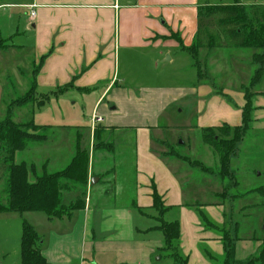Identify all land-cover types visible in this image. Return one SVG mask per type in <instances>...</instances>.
Returning a JSON list of instances; mask_svg holds the SVG:
<instances>
[{
	"label": "rangeland",
	"instance_id": "obj_1",
	"mask_svg": "<svg viewBox=\"0 0 264 264\" xmlns=\"http://www.w3.org/2000/svg\"><path fill=\"white\" fill-rule=\"evenodd\" d=\"M212 2L215 5H220L221 2L233 5L236 1ZM239 2L248 8V11L264 7V0ZM240 5L237 7L241 8ZM199 23L202 33H206L205 29H208L215 41L212 47L207 48V34H203L205 47L198 51L197 60L193 59V53L182 47L180 50L169 49L168 52L164 48L137 49L133 53L121 51L119 87L125 91L129 102L131 95L139 102L134 101L137 107L131 108L125 101H119L114 96V91L105 94L101 101L104 98L105 100L103 104L100 103L101 109L99 111L97 108V113L106 120L104 128H108L102 137L104 143L111 144L112 147H103L95 142L94 133L95 129L103 125L93 126L91 118L105 87L102 86L88 95L69 91L56 96L57 91L35 90L36 77L42 61H36L34 57L31 43L33 32L32 27H29L27 11H12L7 8L0 11V127L12 124L21 133L28 134L27 139L24 137L22 140L25 142L24 149L15 153L14 160L11 157L14 151L12 143H0V205L7 203L8 177L14 171V166L22 164L28 169L29 181L33 183L38 175L45 172L59 173L67 169L76 157L84 160L82 155L77 154L80 150V153L89 156L88 173L103 174L100 179L98 174H89L86 188L64 192L65 202L68 205L79 204L83 197L82 192L94 188V197H104L106 192L110 195L117 193L119 196L115 203L103 200L101 203L104 206H132L136 199L135 186L139 164L135 151L136 130L140 126L158 125L156 130H151V138H155L152 147L161 156H167L168 153V156L175 159L170 163L172 169L183 171L182 173H190L191 170V179L196 186H200L202 180L211 183L216 179L214 175L225 179L222 186L226 189L224 195L225 198L228 197L227 200L221 198L218 201L212 196L211 199L208 198L205 189L212 188L211 190L221 193L223 188L216 182L212 187H200L199 201L203 202V208L223 201L229 204L241 203L244 209L240 214L238 211L235 213V220L238 219L240 223L237 238L253 242V247L256 240H264V48L236 47L217 28L215 20H209L205 15ZM255 27L257 34L261 32L257 24ZM17 31L20 34L15 36ZM171 57L175 59L174 63L170 62ZM259 70L261 73H258ZM148 89L167 91L164 97L158 99L165 104V109L158 118L156 112L159 106L153 104L157 98L152 96L146 100L143 97V91ZM184 90L186 95L181 93ZM245 96L252 99L255 109L253 122L248 130L242 128V112L247 102ZM220 120L229 124L222 123L218 126ZM35 125L40 128L36 129ZM212 126L217 127L208 128ZM238 127L241 130L239 132L236 131ZM207 129L215 130L206 134L216 136V141H231L236 136L238 143L232 146L225 168L221 169L219 154L203 139ZM228 134L230 136H227ZM165 142L172 147L168 146L167 149L163 145ZM171 150L175 155L171 154ZM184 160H189V165L194 169L187 168V165L182 163L186 162ZM193 163L200 166H194ZM196 167H204L213 175ZM106 173H109L108 177ZM117 173L126 175L123 179L122 176L118 178V183L115 180ZM96 178L99 182L92 186L91 181ZM185 178L183 176L184 180ZM124 192L126 198L120 200ZM185 195L188 198L186 190ZM191 199L193 198L190 195L189 200ZM189 200V208L198 203V199H193L194 202ZM176 212L179 210L171 209L166 216L169 220H178ZM204 214L208 216L206 209ZM165 220L168 221L166 217ZM233 221V216L227 218V230L235 227L231 226ZM136 222L142 225H156V222L143 218ZM200 222L204 229L221 235L217 229L209 226L208 217L207 221ZM24 223L36 229L43 240L54 226L49 224L47 216L41 212L0 213V264H22ZM159 235L163 239L162 244L164 237L163 234ZM155 237V233H150L148 236L136 238L137 241L145 242L142 248L150 254L151 264H176L172 256L177 251L186 257L180 241L175 244L177 250L173 251H165L164 244L159 249L147 247V241ZM230 238L234 240L233 237ZM101 243L103 244L97 246L96 251H86V264H117L119 252L107 247L105 241ZM196 247L204 255L203 259L210 264H225L226 257L217 253L209 241L197 244ZM186 248L195 251L190 245Z\"/></svg>",
	"mask_w": 264,
	"mask_h": 264
},
{
	"label": "crops",
	"instance_id": "obj_2",
	"mask_svg": "<svg viewBox=\"0 0 264 264\" xmlns=\"http://www.w3.org/2000/svg\"><path fill=\"white\" fill-rule=\"evenodd\" d=\"M241 3L245 6L242 1ZM221 4L225 3L221 2ZM0 5L10 6L7 9L12 11H27L29 27H32L33 32L31 43L35 52L34 57L36 61H42L36 77L37 90L46 89L56 92L73 85L69 91L88 95L104 86V91L94 109L98 108L100 111L105 98L101 100L108 91L109 93L114 91V96L119 101H125V104L131 108L137 107L134 101L139 102L132 95L129 97L131 100L129 102L124 94L125 91L119 87L121 51L133 53L137 49L151 48H164L167 52L169 49L180 50L177 37L181 38L185 47H191L196 42L200 30V8L215 4L212 0H0ZM31 5H37L34 18L31 17L27 7ZM19 34L17 31L15 36ZM177 57L180 58L179 55ZM174 61L175 59L171 57L170 62L174 63ZM143 92L146 100L152 96L157 98L153 104L159 106L156 112L158 118L165 109V104L158 99L164 97L167 91L148 89ZM184 92L185 90L181 93L186 95L187 93ZM222 123L229 124L225 120H220L218 126ZM157 126H140L136 130L135 151L139 163L135 186L136 199L133 204L136 205L104 206L101 203L103 200L115 203L119 198L117 193L110 195L106 192L104 197L98 195L94 197V188L86 191V196L81 199L84 203L82 210L74 211L71 215L60 219L47 217L49 224L54 225L45 240L40 236L41 252L47 264L86 263V251H96L97 246L103 244L102 241L107 243V247L119 252L120 258L117 264H151L150 254L142 248L145 242L137 241L136 238L155 233L156 237L147 241V247L159 249L164 244V242L161 244L163 239L159 235L162 232L156 230L161 224L156 220L158 212L153 206V188L157 190L166 208L163 219L165 220L166 217L168 220H165L166 222H178L180 225V242L182 249H185L183 254L188 259V264H210L203 259L204 255L196 247L197 244L205 241H209L216 248L217 253L226 257L222 243L223 230L230 232V237L234 239V262L245 263L260 257L263 240L255 239L256 243L253 247V242L241 241L237 238L240 223L238 219L235 220V213L238 211L237 213L240 214L244 209L241 203L229 204L223 201L209 204L205 208L211 222L208 224L217 229L221 235H215L210 230L204 229L200 221L204 219L207 221V217L204 214V204L199 201L200 187H212L216 182L223 189L221 193L211 190L212 188L205 189L208 198L211 199L212 196L218 201L221 198L227 200L228 197L225 198L224 195L226 189L222 186L225 179L214 175L216 179L214 178L211 183L202 180L200 186H196L191 179V170L190 173H182L183 171L177 172L172 169L170 163L175 159L168 156V153L167 156H161L152 147L155 138H151V133L152 129L158 128ZM113 127L118 129L117 126ZM215 127L217 126L208 128ZM165 143L163 145L166 148L172 147L171 144ZM182 163H185L187 168L194 169L187 161ZM196 168L213 175L204 167ZM89 174L90 176L98 174L100 179L103 173ZM122 174L124 173H117L116 183L119 181L118 178L122 176L123 179L126 176ZM182 175L186 177L185 180ZM108 176L109 173H106V177ZM125 193L120 200H125ZM190 195L191 198L198 199V203H195V206L192 204L191 208L188 206ZM193 199L189 201L194 202ZM65 201L64 197V205L68 206ZM171 209L179 210L178 213L176 212L178 220H169L166 216ZM227 211L230 213L229 216ZM232 216L234 221L231 226L235 225V227L227 230L229 225L226 220ZM142 218L152 220L156 225H142L136 222ZM187 245L194 247L195 251H190L186 248ZM260 264H264V257Z\"/></svg>",
	"mask_w": 264,
	"mask_h": 264
},
{
	"label": "trees",
	"instance_id": "obj_3",
	"mask_svg": "<svg viewBox=\"0 0 264 264\" xmlns=\"http://www.w3.org/2000/svg\"><path fill=\"white\" fill-rule=\"evenodd\" d=\"M235 4L227 5H213L202 7L199 10V18L205 15L209 20H215L216 26L222 31L223 35L239 48H251V49H263L264 48V7L252 8L248 11V8L240 5L239 0H235ZM238 4L241 8H238ZM255 24L261 32L257 34ZM206 33H202L201 28L197 35L196 42L191 47H185L180 37L177 40L182 49L187 50L189 53H193V59L197 60L198 51L205 47L203 34H207L206 47L210 48L215 41V37L210 34L208 29H205ZM45 57L43 58V60ZM198 61H196L197 63ZM261 70V69H260ZM258 73H261V71ZM37 80L34 89L37 90ZM73 88V85L66 86L55 93L56 96L65 94L69 89ZM247 102L244 111L242 112L243 126L245 130L249 129L250 124L253 122L254 106L252 99L245 96ZM35 128H40L35 125ZM99 128V129H98ZM95 129V142L103 147H112L111 144L104 143L103 135L106 133L104 127H98ZM214 129H207L203 135L205 143L211 146L220 156L221 169L225 168L228 162V158L231 155L232 146L235 145L236 136L231 141H216V136H207ZM236 131H241L240 128H236ZM235 131V134H236ZM207 133V134H206ZM28 134L21 133L12 124H5L0 127V143H12L13 152L11 154L12 160H14L15 153L21 152L25 147V142L22 141L25 137L27 139ZM27 136V137H26ZM37 136V135H36ZM227 136H230L228 134ZM228 145L230 147H228ZM79 147V145H78ZM77 154L82 155L83 158L74 159L73 163L65 170L59 173H43L35 178V182L29 181V170L27 171L24 166H14L8 177V189L7 203L0 205V213H27V212H41L46 214L49 219H60L64 216H69L71 213L77 210H82L84 203L79 201V204L73 203L68 206L64 205V192L79 191L87 186L88 179V164L89 156L85 153ZM171 154L175 155V152L171 150ZM187 161V160H184ZM189 162V160L187 161ZM194 166H200L193 163ZM13 165V164H12ZM83 168V169H82ZM80 169H82L80 171ZM84 172V173H82ZM18 188H21L20 190ZM153 201L154 208L158 212L157 221L160 222V227L156 228L162 232L164 237V250L173 251L176 249L175 244L180 241V225L178 222L168 223L163 219V215L166 212V208L162 202L161 197L157 193V190L153 188ZM87 191V190H86ZM86 191L82 192V196L86 195ZM82 197V198H83ZM136 205V204H135ZM133 205V206H135ZM206 221V219H204ZM42 239L37 231L24 223L22 226V244H21V263L22 264H47L46 259L41 252ZM223 247L226 253V264H260L263 262L264 257V240L262 245V253L260 257L250 260L245 263L234 262L233 240L230 238V232L223 230L222 238ZM177 250V249H176ZM173 260L176 264H188V259L180 255L177 251L173 256Z\"/></svg>",
	"mask_w": 264,
	"mask_h": 264
},
{
	"label": "built area",
	"instance_id": "obj_4",
	"mask_svg": "<svg viewBox=\"0 0 264 264\" xmlns=\"http://www.w3.org/2000/svg\"><path fill=\"white\" fill-rule=\"evenodd\" d=\"M27 7L30 10L31 17L34 18L36 15L35 9L37 8V5H31ZM6 8H10V6L0 5V11ZM91 119H92L93 126L104 123V119L98 115L97 110L94 111ZM82 264H86V263H82Z\"/></svg>",
	"mask_w": 264,
	"mask_h": 264
},
{
	"label": "water",
	"instance_id": "obj_5",
	"mask_svg": "<svg viewBox=\"0 0 264 264\" xmlns=\"http://www.w3.org/2000/svg\"><path fill=\"white\" fill-rule=\"evenodd\" d=\"M99 182V179L96 178V179H92L91 181V185L94 186L95 184H97Z\"/></svg>",
	"mask_w": 264,
	"mask_h": 264
}]
</instances>
